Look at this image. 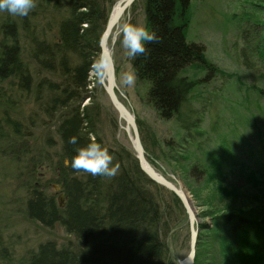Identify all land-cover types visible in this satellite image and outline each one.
Here are the masks:
<instances>
[{
    "label": "trees",
    "instance_id": "16d2710c",
    "mask_svg": "<svg viewBox=\"0 0 264 264\" xmlns=\"http://www.w3.org/2000/svg\"><path fill=\"white\" fill-rule=\"evenodd\" d=\"M192 1L137 0L130 9L140 7L144 25L160 37L130 62L147 86L146 105L172 126L159 137L136 117L141 140L147 160L175 165L207 207L198 214L211 222L199 223L195 264H264V199L242 191L264 181V0H242L244 9L230 18L236 59L260 86L216 67L203 43L187 39ZM117 2L37 0L27 17L0 11V186L12 179L22 193L6 203L7 215L49 229L58 224L68 236L20 256L0 241V264H171L167 238L187 219L181 201L141 170L134 150L108 145L99 131L92 84L103 76L100 39ZM219 78L236 81L235 106L225 105L223 86L204 94ZM216 105L234 110L240 123L216 117ZM248 129L251 139L243 137ZM71 136L78 145L68 143ZM92 137L119 165L115 176L71 167L75 149ZM40 168L53 173L58 196L47 191Z\"/></svg>",
    "mask_w": 264,
    "mask_h": 264
},
{
    "label": "rangeland",
    "instance_id": "374dc122",
    "mask_svg": "<svg viewBox=\"0 0 264 264\" xmlns=\"http://www.w3.org/2000/svg\"><path fill=\"white\" fill-rule=\"evenodd\" d=\"M243 5L244 3L242 0H193L192 21L187 31V39L189 41L203 43L206 46L209 59L216 65V67L226 71L228 74H236L242 78V80H245L246 83L260 86L263 83L256 79L252 80L253 78H248L246 71L240 67L233 47V44L237 39L235 37L234 27L230 23V18L232 14L241 12L242 9H244ZM142 12L143 11L140 7H137L134 12L131 10L128 11L120 22L119 27L115 30L113 37L110 39V47L116 64L117 91L121 100L135 117L143 120L145 126H149L159 137H165L169 134V130L172 126L159 121L154 110L146 105L147 86L144 83H139L137 79H135L133 85L128 86L123 80L124 73L134 72L130 57L119 42L120 29L123 24L132 22L133 19L136 20V24L144 25ZM92 76V80H95L96 73L93 72ZM232 81L227 82L225 79L219 78L210 85L209 89L204 92V94L208 91L209 93L212 92L217 94L216 91H218V89L216 88L223 86L225 99L227 98L229 100V103L228 101H225V105L235 106L234 101L239 99L240 91L237 89L236 81ZM92 87H96L94 95L102 109L101 124L99 125L100 134L105 138L106 143L112 147L117 146L118 143L128 151L134 150L131 138L132 135L127 131L128 127L126 122L120 118L119 113L112 106L106 92L102 91V89H104L102 86V79L100 77L99 79L97 78V83L95 85L92 84ZM251 95V108L257 114V117L255 118L262 122L264 112L263 116L259 113L255 107L253 94L251 93ZM86 104H89L88 99L84 102V105ZM262 108H264V102L261 103L260 110ZM213 111V114L216 117L221 118L226 116L228 117V120L231 119L235 123H240V117L238 115L236 116L234 110H227V112H225L222 110V106L216 105ZM249 130L250 129L243 130V137L251 139V132ZM151 165L157 170V172L169 179H173L179 187L186 191L193 201L198 214L207 210V207L203 206L201 201L195 199L191 190L183 180L181 173L175 168V165L170 164L167 166L159 160H154ZM0 166L1 175L3 171L2 166L4 168V165L1 164ZM39 172L43 178V183H48L47 191L52 195L57 194L58 196L60 188L52 182V178L54 177L53 173L49 172L47 168H40ZM231 178L232 181L238 185L242 182V180L239 182V179L236 176H231ZM17 185L18 182L9 179L8 181L3 182V185L0 186V191H4L3 193H5L0 194L1 204H4V206H0V227L3 230V235L0 241L13 244L16 253L19 256L28 250L36 249L41 242L48 239H54L58 243L66 241L68 236L64 232V229L58 224L55 225L53 229H49L39 223L26 221L20 216L7 215V210L5 208L6 203H12L16 198L15 194H17V197H21L19 194L22 193L16 190ZM243 189L244 190L242 191H248L250 194H255L260 200L264 199V181H261L257 187H254L253 184L249 182ZM207 192L209 195L211 194L210 190H207ZM205 193L206 192L204 191V194ZM188 220L189 218L187 215L185 222H183L175 232L171 233L167 238L172 255L171 264H180V262L186 259L190 254V229ZM202 222L210 223L211 220L209 218L204 221L199 219V223Z\"/></svg>",
    "mask_w": 264,
    "mask_h": 264
},
{
    "label": "water",
    "instance_id": "95a60500",
    "mask_svg": "<svg viewBox=\"0 0 264 264\" xmlns=\"http://www.w3.org/2000/svg\"><path fill=\"white\" fill-rule=\"evenodd\" d=\"M137 0H122L120 7L117 9L116 13L109 19V22L101 36L100 39V61L103 68V78L102 85L104 90L114 107V109L119 113V116L127 124V131L132 135L133 148L136 152V157L139 162L141 170L155 183L165 188L169 192L173 193L182 203L187 215L188 223L190 229V254L184 260L183 264H195L196 255H197V242H198V213L196 208L191 200L190 196L183 192L182 188L165 178L161 175L153 166L148 162L146 157V152L144 145L141 140L140 130L137 123L135 115L125 106V104L120 100L116 91H117V77H116V65L113 58V55L110 53L107 45L108 40L113 34V32L118 28L121 20L124 15L130 10L133 4ZM108 76L105 82V76ZM68 164V161H66ZM60 206L63 208L65 205V195L61 194L59 196Z\"/></svg>",
    "mask_w": 264,
    "mask_h": 264
},
{
    "label": "clouds",
    "instance_id": "9594fccd",
    "mask_svg": "<svg viewBox=\"0 0 264 264\" xmlns=\"http://www.w3.org/2000/svg\"><path fill=\"white\" fill-rule=\"evenodd\" d=\"M37 7V0H0V11H6L12 16L27 17ZM119 42L130 58L147 55L149 49L146 44L159 43L160 37L147 26L127 22L120 29ZM135 74L126 72L123 75L124 83L131 86L135 83ZM68 143L78 145L77 136H71ZM76 155L71 158V167L93 176L113 177L117 174L119 165L113 164L109 151L91 138L86 146L77 147Z\"/></svg>",
    "mask_w": 264,
    "mask_h": 264
},
{
    "label": "bare ground",
    "instance_id": "6f19581e",
    "mask_svg": "<svg viewBox=\"0 0 264 264\" xmlns=\"http://www.w3.org/2000/svg\"><path fill=\"white\" fill-rule=\"evenodd\" d=\"M121 2H122V0L118 1V2L114 5L113 10H112V13H111L112 16L116 13L117 9L120 7ZM112 37H113V36H112ZM107 47H108L110 53L112 54V49H111V47H110V39L108 40V45H107ZM107 77H108V76L106 75L105 78H104L105 81H106ZM116 82H117V81H116ZM182 190H183V192H185L183 188H182ZM185 193H186V192H185ZM183 262H184V260H182V261L180 262V264H183Z\"/></svg>",
    "mask_w": 264,
    "mask_h": 264
}]
</instances>
